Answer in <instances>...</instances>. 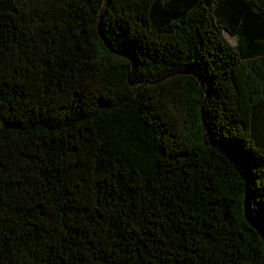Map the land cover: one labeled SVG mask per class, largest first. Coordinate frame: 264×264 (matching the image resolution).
<instances>
[{
	"label": "trees",
	"instance_id": "1",
	"mask_svg": "<svg viewBox=\"0 0 264 264\" xmlns=\"http://www.w3.org/2000/svg\"><path fill=\"white\" fill-rule=\"evenodd\" d=\"M0 264H264V0H0Z\"/></svg>",
	"mask_w": 264,
	"mask_h": 264
},
{
	"label": "rangeland",
	"instance_id": "2",
	"mask_svg": "<svg viewBox=\"0 0 264 264\" xmlns=\"http://www.w3.org/2000/svg\"><path fill=\"white\" fill-rule=\"evenodd\" d=\"M231 44H235V39L231 38L229 35L227 36Z\"/></svg>",
	"mask_w": 264,
	"mask_h": 264
},
{
	"label": "water",
	"instance_id": "3",
	"mask_svg": "<svg viewBox=\"0 0 264 264\" xmlns=\"http://www.w3.org/2000/svg\"><path fill=\"white\" fill-rule=\"evenodd\" d=\"M227 35H230V34L227 33Z\"/></svg>",
	"mask_w": 264,
	"mask_h": 264
}]
</instances>
